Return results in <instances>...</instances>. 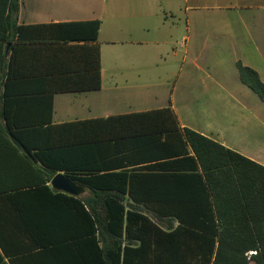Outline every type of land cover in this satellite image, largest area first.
Here are the masks:
<instances>
[{
    "label": "trees",
    "instance_id": "obj_1",
    "mask_svg": "<svg viewBox=\"0 0 264 264\" xmlns=\"http://www.w3.org/2000/svg\"><path fill=\"white\" fill-rule=\"evenodd\" d=\"M19 10L10 0L4 85L40 84L47 119L8 115L0 145L44 168L42 183L0 184V264H264V166L182 127L171 106L54 125L56 94L102 88L101 21L19 25ZM238 69L264 101L257 72ZM59 172L87 195L53 190Z\"/></svg>",
    "mask_w": 264,
    "mask_h": 264
},
{
    "label": "crops",
    "instance_id": "obj_2",
    "mask_svg": "<svg viewBox=\"0 0 264 264\" xmlns=\"http://www.w3.org/2000/svg\"><path fill=\"white\" fill-rule=\"evenodd\" d=\"M9 5L10 0H0V128L7 126L8 115L20 122L47 119L45 98L33 95V89L40 84L34 86L25 78L12 81L9 91L4 85L8 70L6 68L3 77L2 57L7 62L12 52L11 45L2 40ZM91 20L101 21L102 88L56 94L54 125L171 106L182 127L191 128L264 166V101L241 82L238 69V63L251 68L264 84V0H86L83 3L20 0L17 15L19 25ZM169 48H172L171 56ZM166 56L171 57V64L177 63L185 70L188 82L199 79L193 75L197 70L204 74L200 77L201 87L216 90L215 99L207 101L217 104L219 121L216 125L199 126L189 115L182 116L174 95L161 96L156 107L135 109L134 105L155 104L152 102L159 98L134 101L131 100L134 94L115 92L139 88L140 73L156 72L155 69L168 63ZM225 62L232 66L229 70L221 68ZM106 74L108 85L105 84ZM132 80H137L138 85L131 84ZM164 81L165 78L157 77L152 83L159 86ZM123 105L125 109H119ZM40 148L36 147L31 153L39 152ZM23 151L15 146L0 145V184L42 183L43 176L38 170L44 168L43 163L34 161ZM57 154L60 158L65 156L62 150ZM59 173L66 176L64 172ZM48 185L51 187V182ZM86 195L85 192L82 196Z\"/></svg>",
    "mask_w": 264,
    "mask_h": 264
},
{
    "label": "rangeland",
    "instance_id": "obj_3",
    "mask_svg": "<svg viewBox=\"0 0 264 264\" xmlns=\"http://www.w3.org/2000/svg\"><path fill=\"white\" fill-rule=\"evenodd\" d=\"M83 3L86 0H74ZM185 24H183V28ZM178 47L177 45L175 46ZM172 48L168 49V55L171 56ZM166 60L168 63H165L160 67V69H155L156 72L150 73H140L142 76V83L139 88L129 89V90H116L115 92L120 94H134V98L131 100L138 101H152L154 97H158L156 102H152L155 104L148 105H134L136 108H144V107H156L159 105L161 96L165 98L174 95V100L176 102V107L178 112L183 116V114L189 115L190 119L194 120L199 126H203L202 124H214L219 121L217 114V104L213 105L208 103L207 101L210 99H215L216 90H206L201 87V78L204 74L194 72V76L199 78L197 81L188 82L186 78L185 70L180 69V65L175 63L171 64V57L166 56ZM225 61H229V58H225ZM205 69V66L200 65ZM192 67V65L190 66ZM221 67V66H219ZM232 67L228 62H225V65L221 68L223 70H229ZM195 70V69H194ZM137 74H132V76H136ZM157 77L165 78V81L157 86L158 84H153ZM204 77V76H203ZM207 77V75H205ZM108 76L106 74L105 84L108 85ZM131 84H137V80H132ZM138 85V84H137ZM193 85V86H190ZM190 101V102H189ZM223 107V106H219ZM231 107V105L229 106ZM119 109H125V106H121ZM225 121H228L225 120Z\"/></svg>",
    "mask_w": 264,
    "mask_h": 264
},
{
    "label": "water",
    "instance_id": "obj_4",
    "mask_svg": "<svg viewBox=\"0 0 264 264\" xmlns=\"http://www.w3.org/2000/svg\"><path fill=\"white\" fill-rule=\"evenodd\" d=\"M9 49V45L7 50ZM51 187L55 191L63 192L65 194H69L75 197H81L85 192L86 189L74 181H72L67 176L59 173L57 174L51 181Z\"/></svg>",
    "mask_w": 264,
    "mask_h": 264
},
{
    "label": "built area",
    "instance_id": "obj_5",
    "mask_svg": "<svg viewBox=\"0 0 264 264\" xmlns=\"http://www.w3.org/2000/svg\"><path fill=\"white\" fill-rule=\"evenodd\" d=\"M251 254H254V252H251L250 255H251Z\"/></svg>",
    "mask_w": 264,
    "mask_h": 264
}]
</instances>
